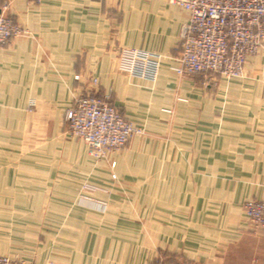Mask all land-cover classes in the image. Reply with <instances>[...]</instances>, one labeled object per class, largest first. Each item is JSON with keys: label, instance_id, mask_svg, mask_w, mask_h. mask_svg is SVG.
<instances>
[{"label": "crops", "instance_id": "obj_1", "mask_svg": "<svg viewBox=\"0 0 264 264\" xmlns=\"http://www.w3.org/2000/svg\"><path fill=\"white\" fill-rule=\"evenodd\" d=\"M1 10L27 34L0 46V142L9 149L19 140L16 129L28 123L41 129V190L55 194L44 203L53 210L31 221L43 225L35 233L14 226L16 205L6 203L0 254L29 264H152L155 257L159 264H264V227H254L243 209L246 199L264 198V47L248 58L244 77L217 75L205 88L207 75L173 70L187 13L170 0H0ZM124 48L161 55L157 79L120 71ZM91 77L99 79L97 86ZM83 91L111 92L145 134L109 158L89 162L86 142L66 132L67 110ZM65 155L70 164L61 162ZM20 172L0 167L8 182ZM58 175L66 176L61 185L48 182ZM83 176L108 184L118 200L162 186L155 191L167 193L169 206L155 210L164 216L152 220L149 244L141 237L127 246L124 236L104 227L109 212L69 201L64 192L78 191ZM109 201L111 207L117 202ZM124 216L112 222L132 224Z\"/></svg>", "mask_w": 264, "mask_h": 264}, {"label": "built area", "instance_id": "obj_2", "mask_svg": "<svg viewBox=\"0 0 264 264\" xmlns=\"http://www.w3.org/2000/svg\"><path fill=\"white\" fill-rule=\"evenodd\" d=\"M170 1L187 13L179 35L178 65L173 67L179 76L241 77L248 58L264 47V0ZM26 34L27 30L13 17L0 11V46ZM160 58L149 51L124 48L118 56V69L153 79L158 74ZM75 79H80L79 74ZM90 82L97 86L99 79L91 77ZM66 119L70 132L83 139L97 159H107L123 149L134 135L144 133L140 125L115 106L109 93L76 95ZM243 209L254 227H264V198L245 200ZM0 264L27 263L0 254Z\"/></svg>", "mask_w": 264, "mask_h": 264}, {"label": "rangeland", "instance_id": "obj_3", "mask_svg": "<svg viewBox=\"0 0 264 264\" xmlns=\"http://www.w3.org/2000/svg\"><path fill=\"white\" fill-rule=\"evenodd\" d=\"M8 5L9 4L4 5L3 7L4 10L8 9ZM5 13L8 14L7 12ZM217 75L218 74L207 75L205 77L206 80L203 81V87L209 88L210 80L214 79L216 81V79L218 78ZM244 75L245 73L241 77H244ZM79 76H80V79L78 81L82 79L80 74ZM156 79H157V75L153 79H150V80L155 81ZM87 92L94 93L96 91H87ZM87 92L83 91V93H87ZM107 93L111 95V100L113 102L112 93L111 92H107ZM227 98L228 97H226L227 102L225 101L226 104L228 103ZM30 105L31 107L35 105L34 100L31 99ZM161 109L162 111L167 112V113L173 112V109L168 106H163ZM140 126L144 129L143 134H145L146 132L145 127H143L142 125ZM16 131H18V133H16L18 134L16 135V138L19 140L14 141V143L8 147L9 149H5L3 147V145H8L7 143L0 142V144L2 145V148L0 147V167H11L12 169H16V170L19 169L21 171L20 173L22 174H17V176L12 179V182H8L4 176H0V216H7L9 208H7L6 203L13 202V204L16 205V207L12 206V209L14 210L13 219H17V220H14V223H15L14 226H17L22 229H26L28 231H33V233H35L36 230L39 231L43 229V225H41V222L34 223L31 221H40V220L42 221L43 215H45L46 212L48 211L50 212L53 210L52 207H49V208L44 207V203H46L47 201H51L54 198L55 192L53 190H49V191L41 190V185H42L41 179L43 177L42 174L44 173V170L41 169V165H45L41 163V149H42L41 145H43L41 144V136H42L41 129L36 128V127H31L30 124L28 123L27 126L20 127L16 129ZM66 132H68L71 136L73 135L69 130L68 122H67ZM0 141H2L1 138H0ZM81 150L82 148L79 146V150H77L79 152V155H80ZM119 151H116V152H119ZM116 152L111 153L108 156V158ZM86 153L88 155L87 157L91 158V160H88V161L94 165L98 161L100 162L102 160H105V159H97L96 157L92 156L88 146L86 147ZM23 156H28L31 158H28V157L25 158ZM68 156L65 155L64 159H62L61 162L70 164L71 162H69L70 160L68 161V159H70L68 158ZM42 162H49V161H42ZM77 162L80 164L81 160H78ZM113 162H115L114 167H112ZM147 163H148V166L150 165L152 166L151 160H147ZM80 166L81 164L79 165V167ZM110 166L112 169H114L116 167V161H112L110 163ZM62 169L63 170L65 169L63 165H62ZM83 177H84L82 178L83 180H80L79 183H77L79 184L78 191L77 190L75 191L73 188L67 189V191L65 192L63 191L64 193L67 194L69 201L71 200V202L76 206L85 205V206L92 207L95 209L96 212L99 211L102 214L109 212V215L105 217L106 221L103 222L106 224L104 225V227L111 229V232H114L117 235L120 234L121 236H124L126 238L125 242L127 243V246H128V243H133L134 239H136L135 242H137V240H139L141 237H143V242L145 244H149L150 237H152L151 232L153 233L154 231L152 220L156 219L155 216H164V214L160 212H156L155 210L157 209V210H161L164 212L165 207L169 206V204L166 203L167 193L164 191L162 192L155 191V190L162 188V186H160V188L159 186H156V189L154 190V192L148 191L149 190L148 188V190L145 192H142L141 195L139 192H134V191H132L131 193H127V194L123 193L121 195H118L119 197H122L121 199L123 201L125 200L123 202L122 200H118L120 198H117V197L114 198V196L111 195V191L108 188L109 186L108 184L101 183L102 185H100L98 182H92L88 180L90 179L89 176H83ZM111 177H112V180H118L117 174L114 172H112ZM65 179H66V176L58 175V176H53L51 180L48 182L54 185H61L59 183H62ZM105 185L106 186L108 185V186L106 187ZM63 186H65V184H63ZM64 193H62L63 196L66 195ZM98 193H104L106 195H111V196L109 197V199L108 198L105 199L102 197H98L97 196ZM140 196H145V199L144 200L143 198L141 199ZM109 200H114L117 202L113 203L111 207L110 205L111 202ZM21 204L23 206H21ZM18 211L20 213L15 214V212H18ZM119 213H125L124 217L130 222H132V224H121V225L114 224L112 222L113 221L112 219L114 216L119 215ZM27 215H32L36 219L29 218ZM16 217H19V218H16ZM20 217H27V218H25L26 220L25 219L23 220ZM135 223L138 229L137 233L134 232ZM99 224L98 226L103 225V224H100V225ZM36 237H37L36 238L37 241H40V240L42 241L41 233L36 234ZM1 255H5V254H1ZM154 260L155 262L152 264H159L157 262V260L159 259L155 257ZM48 261H49V264H56V263H53L51 259ZM25 262L29 264L27 261ZM161 263L164 264L163 262ZM58 264H61V263H58Z\"/></svg>", "mask_w": 264, "mask_h": 264}]
</instances>
